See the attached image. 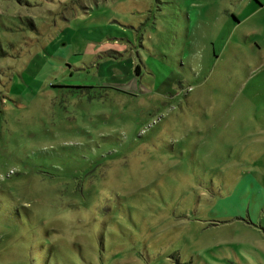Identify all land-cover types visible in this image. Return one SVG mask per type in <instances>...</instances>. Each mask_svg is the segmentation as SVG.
<instances>
[{
    "label": "rangeland",
    "instance_id": "1",
    "mask_svg": "<svg viewBox=\"0 0 264 264\" xmlns=\"http://www.w3.org/2000/svg\"><path fill=\"white\" fill-rule=\"evenodd\" d=\"M0 264H264V0H0Z\"/></svg>",
    "mask_w": 264,
    "mask_h": 264
}]
</instances>
